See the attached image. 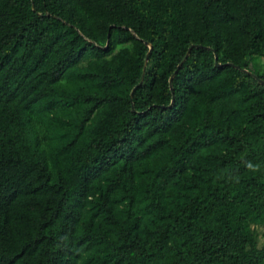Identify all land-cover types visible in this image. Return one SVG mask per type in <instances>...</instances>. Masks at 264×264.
I'll list each match as a JSON object with an SVG mask.
<instances>
[{
    "label": "trees",
    "instance_id": "16d2710c",
    "mask_svg": "<svg viewBox=\"0 0 264 264\" xmlns=\"http://www.w3.org/2000/svg\"><path fill=\"white\" fill-rule=\"evenodd\" d=\"M254 58L264 0H0V264H264Z\"/></svg>",
    "mask_w": 264,
    "mask_h": 264
},
{
    "label": "rangeland",
    "instance_id": "374dc122",
    "mask_svg": "<svg viewBox=\"0 0 264 264\" xmlns=\"http://www.w3.org/2000/svg\"><path fill=\"white\" fill-rule=\"evenodd\" d=\"M251 68L254 73H262L264 71V59L263 58H254L251 62ZM259 245L264 244V226H256Z\"/></svg>",
    "mask_w": 264,
    "mask_h": 264
},
{
    "label": "water",
    "instance_id": "95a60500",
    "mask_svg": "<svg viewBox=\"0 0 264 264\" xmlns=\"http://www.w3.org/2000/svg\"><path fill=\"white\" fill-rule=\"evenodd\" d=\"M148 47H150V49H151V45L149 44V43H147L146 44ZM217 58V57H216ZM217 67H220V65L219 64H217ZM261 82H263L262 80H261Z\"/></svg>",
    "mask_w": 264,
    "mask_h": 264
},
{
    "label": "clouds",
    "instance_id": "9594fccd",
    "mask_svg": "<svg viewBox=\"0 0 264 264\" xmlns=\"http://www.w3.org/2000/svg\"><path fill=\"white\" fill-rule=\"evenodd\" d=\"M250 168H252V165H249Z\"/></svg>",
    "mask_w": 264,
    "mask_h": 264
}]
</instances>
